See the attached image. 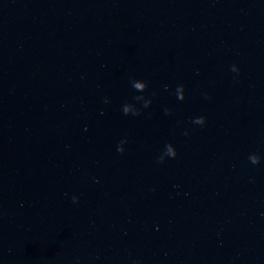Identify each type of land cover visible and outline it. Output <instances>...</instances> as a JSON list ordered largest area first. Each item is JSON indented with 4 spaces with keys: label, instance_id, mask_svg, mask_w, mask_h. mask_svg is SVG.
Here are the masks:
<instances>
[{
    "label": "water",
    "instance_id": "95a60500",
    "mask_svg": "<svg viewBox=\"0 0 264 264\" xmlns=\"http://www.w3.org/2000/svg\"><path fill=\"white\" fill-rule=\"evenodd\" d=\"M0 264H264V0H0Z\"/></svg>",
    "mask_w": 264,
    "mask_h": 264
},
{
    "label": "clouds",
    "instance_id": "9594fccd",
    "mask_svg": "<svg viewBox=\"0 0 264 264\" xmlns=\"http://www.w3.org/2000/svg\"><path fill=\"white\" fill-rule=\"evenodd\" d=\"M173 155L175 156V153H173ZM254 163H255V161H254Z\"/></svg>",
    "mask_w": 264,
    "mask_h": 264
}]
</instances>
